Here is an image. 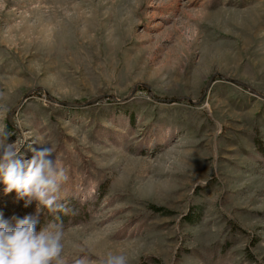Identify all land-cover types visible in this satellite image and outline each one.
<instances>
[{"label": "rangeland", "instance_id": "obj_1", "mask_svg": "<svg viewBox=\"0 0 264 264\" xmlns=\"http://www.w3.org/2000/svg\"><path fill=\"white\" fill-rule=\"evenodd\" d=\"M0 128L66 171L0 215L67 264H264V0H0Z\"/></svg>", "mask_w": 264, "mask_h": 264}, {"label": "clouds", "instance_id": "obj_2", "mask_svg": "<svg viewBox=\"0 0 264 264\" xmlns=\"http://www.w3.org/2000/svg\"><path fill=\"white\" fill-rule=\"evenodd\" d=\"M8 137L0 128V182L5 185V193L15 191L18 199L27 198L25 207L36 201L49 211L67 214L68 209L59 201L61 185L68 176L56 159L50 158L54 149L30 146L31 159L22 160L18 157L25 141L17 138L9 142ZM39 223L38 211L23 218L5 219L0 215V264H67L62 256V225L49 222L37 230ZM75 247L85 253L82 246ZM72 264H128V261L123 254L109 252L98 260L87 254L79 255Z\"/></svg>", "mask_w": 264, "mask_h": 264}, {"label": "water", "instance_id": "obj_3", "mask_svg": "<svg viewBox=\"0 0 264 264\" xmlns=\"http://www.w3.org/2000/svg\"><path fill=\"white\" fill-rule=\"evenodd\" d=\"M90 103H92V102H89L88 104H90Z\"/></svg>", "mask_w": 264, "mask_h": 264}]
</instances>
